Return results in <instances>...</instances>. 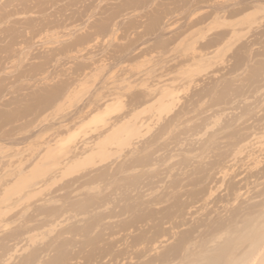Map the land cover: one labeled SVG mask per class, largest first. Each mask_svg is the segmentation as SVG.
I'll use <instances>...</instances> for the list:
<instances>
[{
    "label": "rangeland",
    "instance_id": "374dc122",
    "mask_svg": "<svg viewBox=\"0 0 264 264\" xmlns=\"http://www.w3.org/2000/svg\"><path fill=\"white\" fill-rule=\"evenodd\" d=\"M263 229L264 0H0V264H264Z\"/></svg>",
    "mask_w": 264,
    "mask_h": 264
},
{
    "label": "bare ground",
    "instance_id": "6f19581e",
    "mask_svg": "<svg viewBox=\"0 0 264 264\" xmlns=\"http://www.w3.org/2000/svg\"><path fill=\"white\" fill-rule=\"evenodd\" d=\"M263 231H264V229H263ZM260 237H261V236H260ZM263 238H264V237H263ZM260 240H261V239H260ZM256 242H257V241H256ZM263 242H264V239H263ZM254 243H255V242H254ZM260 244H261V243H260ZM260 244H259V245H260ZM255 245H256V244H255ZM252 246H254V245H252ZM252 246H251L250 249H252V248L255 247V246H254V247H252ZM257 246H258V244H257ZM259 247H260V246H259ZM259 247H257V248H259ZM260 248H261V247H260ZM263 248H264V246H263ZM263 248H262V249H263ZM254 250L257 251L255 248H254ZM252 251H253V250H252ZM252 251H251V252H252ZM253 254H254V252H253ZM262 255H263V254H262ZM260 256H261V255H260ZM260 256H259V257H260ZM255 257H257V255H256ZM253 259H254V258H253ZM259 259H260V258H259ZM242 261H243V260H241V264H244V262H242ZM246 261H247V260H246ZM238 263H239V262H238Z\"/></svg>",
    "mask_w": 264,
    "mask_h": 264
}]
</instances>
